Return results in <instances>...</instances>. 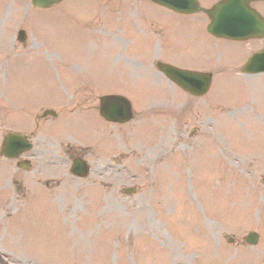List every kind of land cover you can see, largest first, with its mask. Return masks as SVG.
<instances>
[{
    "label": "rangeland",
    "instance_id": "rangeland-1",
    "mask_svg": "<svg viewBox=\"0 0 264 264\" xmlns=\"http://www.w3.org/2000/svg\"><path fill=\"white\" fill-rule=\"evenodd\" d=\"M6 1L12 0H0V139L5 130L19 126L16 124L23 115L28 114L31 122L35 119L40 105L33 111L30 105L25 109L19 108L27 106V98L34 97L39 103L58 99L56 97L64 90L66 77L58 65L62 59L74 60L69 62L68 70L77 67L81 72L79 80L72 81L73 87H69L75 90L76 96L88 86L95 93L104 92L102 85L107 81L105 89H112L113 81L117 82L115 85L123 83L136 88L143 82L145 92L138 88V94L147 93V99L151 100L142 111L145 102L133 96L131 100L136 118L131 124L106 125L97 119L93 126L99 132L93 134L94 138L82 139L96 146L95 154L90 156L92 172L85 180L60 178L62 187L50 190L42 181L54 175L56 167L52 166L46 170L48 175L44 173L42 177L32 172H17L26 187L24 195L14 193L10 186L0 188L1 193L13 197L5 212L16 208L14 212L17 213L18 208L30 207L29 201L33 200L54 204L56 209H52V213L56 214L57 228L65 249L59 239L55 241L56 234L49 220L40 221L41 211L32 212L33 218L21 231H14L13 223H6L5 215L0 213V223L8 227H0V256L3 259L0 264H235L236 256L243 249L241 235L256 229L264 242V153L252 156L245 139L251 123L264 131V103L260 107L252 103L251 77L233 72L244 89L242 97L237 99L238 94H233V90L227 87L228 80L221 78L226 71L218 70L211 93L196 99L186 98L183 94L178 98L182 104L187 102L189 107L184 110L182 104L175 102L176 99L173 100L174 105H167L173 98H165L164 95L173 84L152 62L146 61L147 56L138 57L133 50H123L131 44L127 38L119 41L125 35L124 24L129 27L139 20L145 32L159 35L165 32L164 23L170 29L169 45L173 44L174 49L168 46L162 51L157 45L154 55H161L180 66L201 68L204 63L198 57L199 53L204 49L213 50L202 23L172 15L148 1H142L143 5L139 0H93V8L88 14L77 17L73 8L77 6L74 10L82 12L91 1L65 0L61 4L64 12L58 6L54 10L58 17L54 11L45 17L56 22L37 25L29 17L38 12L32 9L24 20L28 11H23L26 0H21V3L14 1V10L9 15L16 13L17 19L23 11V16L17 20L22 22L18 26L27 29L29 34L28 43L23 47L9 39L13 27L4 16ZM106 11L111 14L109 19L104 17ZM94 15L91 25L100 24H96L98 17L103 21V25L96 28L105 30L103 33L109 40L107 53L112 52L110 70L114 69L101 79L86 75L88 72L84 71V65L89 66L91 73L105 76L106 57L102 51L80 36L74 39L73 29L63 28L73 23H78L79 27L87 26ZM136 30L140 31L137 24ZM48 44L51 45L47 47ZM140 50L148 53L145 45H140ZM37 55L50 63L43 64L41 72L38 68L40 62L32 63L34 68L28 63L21 75L23 79L18 81L22 91L5 90L4 80L7 79L9 85L13 71H18L16 64L24 58L35 59ZM113 58L116 59L115 64ZM9 60L13 61L10 63ZM11 81L14 84L13 79ZM78 83L87 86L82 85L77 92ZM1 87H4L3 91ZM25 95V99H20ZM87 111L97 115L96 109ZM47 121L44 125L48 136L45 146L53 152L51 147L56 148L64 135L53 127L54 124H48L53 119ZM31 122L21 124V129H31ZM84 124L87 125L86 121L80 122L75 130L83 132L86 129ZM160 125L165 127L164 136L169 139H161L160 134L156 138L151 135V130H159ZM36 131L40 133L39 128ZM258 133L251 130L248 137L252 144L264 147V132ZM174 135L177 141L173 143V151L170 145ZM74 136L79 138V135ZM5 164L1 167L9 171V162ZM102 180L108 181L103 184ZM131 185L136 187V192H121V187ZM6 189L10 194L5 193ZM45 192L48 196L42 194ZM3 229L5 234L1 233ZM10 230L13 240L8 242L5 235L9 232L10 236ZM226 233L234 235L237 240L229 242ZM260 241L247 248L243 262L237 264H254L264 252Z\"/></svg>",
    "mask_w": 264,
    "mask_h": 264
},
{
    "label": "water",
    "instance_id": "water-1",
    "mask_svg": "<svg viewBox=\"0 0 264 264\" xmlns=\"http://www.w3.org/2000/svg\"><path fill=\"white\" fill-rule=\"evenodd\" d=\"M56 1L58 0H33V3L38 6H49ZM205 90H206V86L204 88H200L198 91L195 92H204ZM121 103L123 104V101H121ZM127 116H128V109H127V113H125L124 115V108L122 107L121 112L113 110L110 119L122 121L126 119Z\"/></svg>",
    "mask_w": 264,
    "mask_h": 264
},
{
    "label": "bare ground",
    "instance_id": "bare-ground-1",
    "mask_svg": "<svg viewBox=\"0 0 264 264\" xmlns=\"http://www.w3.org/2000/svg\"><path fill=\"white\" fill-rule=\"evenodd\" d=\"M6 3H7V2H6ZM24 225H25V223H24L22 226L19 227V225H18L17 223H14L12 229L15 230V229L18 228V230L21 231V230H23ZM58 239H60V238H58ZM58 239H57V240H58ZM60 240H61V239H60Z\"/></svg>",
    "mask_w": 264,
    "mask_h": 264
}]
</instances>
